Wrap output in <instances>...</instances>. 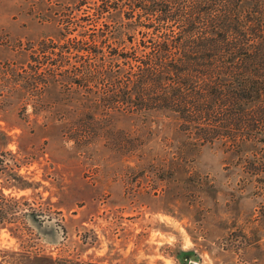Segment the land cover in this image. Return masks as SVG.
I'll return each mask as SVG.
<instances>
[{
  "label": "rangeland",
  "instance_id": "obj_1",
  "mask_svg": "<svg viewBox=\"0 0 264 264\" xmlns=\"http://www.w3.org/2000/svg\"><path fill=\"white\" fill-rule=\"evenodd\" d=\"M77 3L0 0V264H264V142L195 148L172 116L99 114L86 88L36 79L85 55L38 44L74 19L66 37L88 39ZM104 22L127 47L121 15Z\"/></svg>",
  "mask_w": 264,
  "mask_h": 264
},
{
  "label": "trees",
  "instance_id": "obj_2",
  "mask_svg": "<svg viewBox=\"0 0 264 264\" xmlns=\"http://www.w3.org/2000/svg\"><path fill=\"white\" fill-rule=\"evenodd\" d=\"M83 4L91 10L78 17L92 23L88 39L66 37L69 26L83 28L74 19L61 42L38 43L45 53L85 52L79 65L61 70L70 57L58 54L50 60L60 68L42 67L36 79L86 88L88 108L99 114L172 116L195 148L219 143L240 155L264 142V0H78L77 9ZM113 11L131 30L127 47L107 42L120 30L104 22ZM257 162L252 168L264 173V158Z\"/></svg>",
  "mask_w": 264,
  "mask_h": 264
},
{
  "label": "water",
  "instance_id": "obj_3",
  "mask_svg": "<svg viewBox=\"0 0 264 264\" xmlns=\"http://www.w3.org/2000/svg\"><path fill=\"white\" fill-rule=\"evenodd\" d=\"M188 264H194V263H188Z\"/></svg>",
  "mask_w": 264,
  "mask_h": 264
}]
</instances>
